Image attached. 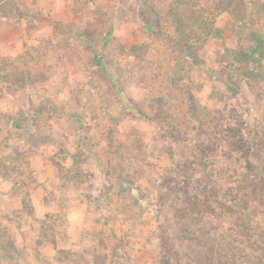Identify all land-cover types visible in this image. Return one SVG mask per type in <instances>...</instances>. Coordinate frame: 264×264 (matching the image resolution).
I'll return each mask as SVG.
<instances>
[{"label": "rangeland", "instance_id": "374dc122", "mask_svg": "<svg viewBox=\"0 0 264 264\" xmlns=\"http://www.w3.org/2000/svg\"><path fill=\"white\" fill-rule=\"evenodd\" d=\"M138 6L0 0V264H264V0L223 1L189 92Z\"/></svg>", "mask_w": 264, "mask_h": 264}, {"label": "trees", "instance_id": "16d2710c", "mask_svg": "<svg viewBox=\"0 0 264 264\" xmlns=\"http://www.w3.org/2000/svg\"><path fill=\"white\" fill-rule=\"evenodd\" d=\"M223 1L224 0H139V9L146 8L150 13L149 21L140 23L142 29L153 34H161L159 26L161 21L164 20L174 31L172 42L175 59L173 72L170 77L173 85L184 92H189L192 85H199V83H196L192 79V71L200 66L197 52L209 37L219 35V28L216 25V21L225 11ZM108 23L109 27L104 36L105 44L110 42L112 36V24L110 21H108ZM136 47L138 46L133 48ZM96 62L101 65L103 72L111 80L123 107L132 112L136 118H147V114L141 112L128 101L122 88L100 57L97 58ZM154 118L160 126L166 129L167 134L171 136V138L175 140L180 138L177 134L179 131L172 119H170L168 123H164V117H162V119L155 115ZM166 118L168 119V117ZM15 126L20 125L16 123ZM119 186L125 187L124 184H120ZM127 188L131 192L135 190V188L130 186H127ZM65 252L70 256L73 255L70 251ZM35 258L37 261L43 259L39 254H36ZM45 259L48 261L50 258Z\"/></svg>", "mask_w": 264, "mask_h": 264}]
</instances>
